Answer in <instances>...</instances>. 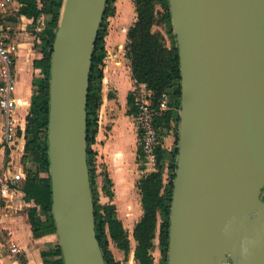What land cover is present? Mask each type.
<instances>
[{
    "label": "water",
    "instance_id": "water-1",
    "mask_svg": "<svg viewBox=\"0 0 264 264\" xmlns=\"http://www.w3.org/2000/svg\"><path fill=\"white\" fill-rule=\"evenodd\" d=\"M107 0H64L47 128L64 264H105L87 161V98ZM180 67L167 264H264V0H168Z\"/></svg>",
    "mask_w": 264,
    "mask_h": 264
},
{
    "label": "trees",
    "instance_id": "trees-1",
    "mask_svg": "<svg viewBox=\"0 0 264 264\" xmlns=\"http://www.w3.org/2000/svg\"><path fill=\"white\" fill-rule=\"evenodd\" d=\"M20 8L18 16L32 20L39 28L37 37L42 58L34 61L40 69V78L34 81L29 113L24 130L25 179L22 183L23 204L34 239L56 234L51 213V185L48 160V116L49 80L52 46L64 0H17ZM136 19L126 33L125 54L129 60L130 77L135 85L144 84L152 92L154 107H157L163 93L168 94V108L154 119L158 129L159 145L155 149L154 169L137 182L140 194L142 216L133 229L136 242L134 259L137 264H153L151 251L153 240L158 233L161 249L160 264H167L169 215L172 198L173 179L178 155V125L181 98L179 56L175 35L172 33L168 0H131ZM116 0H107L103 21L98 31L89 76L87 98V161L94 199L95 230L105 264H121L115 260L110 243L124 254L130 252L128 232L118 218L112 203L98 201L97 176H102V191L111 200L112 183L106 170L96 173V156L93 149L98 132V113L102 105V80L104 59L107 55L105 36L107 18L115 13ZM161 8V12L157 7ZM158 24H165L170 37V45L165 36L154 30ZM127 115L136 116L137 105L130 93L127 97ZM175 130V144L171 149L162 145V140L170 130ZM137 160H142L140 146ZM143 169L142 165H139ZM167 171V173H166ZM165 174L167 178L165 179ZM160 220V222H159ZM44 264H64L59 243L41 253Z\"/></svg>",
    "mask_w": 264,
    "mask_h": 264
},
{
    "label": "crops",
    "instance_id": "crops-1",
    "mask_svg": "<svg viewBox=\"0 0 264 264\" xmlns=\"http://www.w3.org/2000/svg\"><path fill=\"white\" fill-rule=\"evenodd\" d=\"M20 4L17 0H0V30L6 32L11 40L18 45L14 63L15 88L13 98L16 103L14 115L17 125L24 132L26 117L29 113L34 81L40 78V69L34 67V61L42 58L37 34L39 28L31 19L18 16ZM109 53V52H107ZM105 62V61H104ZM114 62V61H113ZM106 63L102 80V105L98 113V132L93 145L100 164L106 167L111 180L113 197H106L103 204L115 205L123 225H136L143 212L140 194L137 189L138 180L151 172L150 169L138 170L137 133L135 124L127 115V97L131 93L133 81L130 70L123 74L114 65ZM111 67V68H110ZM136 86V85H135ZM4 118L0 112V179H7L12 172L22 168L25 172L24 158L25 139H20L17 150L10 148L3 139ZM22 187V186H21ZM16 206L24 207L23 192L17 190L4 200V217L0 222V235L10 237L21 247L20 258L24 264H44L41 257L43 251L58 243L56 234H49L40 239H34L24 213L21 219L15 215ZM25 208V207H24ZM27 222V223H26ZM23 236L26 239L23 240ZM8 260L4 258V264Z\"/></svg>",
    "mask_w": 264,
    "mask_h": 264
},
{
    "label": "built area",
    "instance_id": "built-area-1",
    "mask_svg": "<svg viewBox=\"0 0 264 264\" xmlns=\"http://www.w3.org/2000/svg\"><path fill=\"white\" fill-rule=\"evenodd\" d=\"M17 51L18 45L6 32L0 30V112L4 118V142L13 150L18 149L20 139H25L24 132L19 129L14 117L16 114V103L13 98L16 82L14 63ZM132 95L138 108L135 118L140 133L142 161L148 165H155V149L159 145V135L154 119L159 112L168 108V94L161 95L157 107L153 105L152 92L144 84L137 85ZM22 168L12 172L7 179H0V222L4 217V200L6 201L14 192L21 189L25 179ZM0 248V264H4V258L8 260L7 264H24L20 258L21 247L10 237L0 235Z\"/></svg>",
    "mask_w": 264,
    "mask_h": 264
},
{
    "label": "rangeland",
    "instance_id": "rangeland-1",
    "mask_svg": "<svg viewBox=\"0 0 264 264\" xmlns=\"http://www.w3.org/2000/svg\"><path fill=\"white\" fill-rule=\"evenodd\" d=\"M157 9L159 12H161V8L158 6ZM136 19V13L134 10V5L131 0H116L115 2V13L113 16L107 18V35L105 36V48L106 51L109 52L107 53L105 59H104V68L106 66V63L110 62L118 68V70H121L123 74H127L129 72V60L126 57L125 54V45H126V33L128 28L134 23ZM172 27V26H171ZM154 30L160 31L166 39V44L169 46L170 45V37L166 33L167 32V27L165 24H158L154 27ZM172 30V29H171ZM173 33V31H172ZM114 61V62H113ZM110 67V68H111ZM129 69V70H128ZM130 73V72H129ZM134 85L131 86L132 91L136 88L135 83ZM133 120L131 118H128L130 122L133 121L135 124L136 131H133V135L137 133V149L140 146L139 143V138H140V133L138 130V125L137 121L135 118V115L132 116ZM175 130L172 129L170 130L165 137L162 140V145L166 149H171L174 144H175ZM94 148V146H93ZM138 151V150H136ZM138 170L142 171V174L145 175L146 171L143 169L139 168V165H142L145 167V169H150L153 170L155 165L151 164H146L142 160L138 159ZM106 170V167H104L102 164L99 163L98 158L96 157V173L99 175L101 174L102 171ZM167 173V171H166ZM167 178V174H165V179ZM96 184H97V189H98V201L100 204H103L106 200V195L102 191V176L99 175L96 178ZM16 210V216L18 217V220H20L22 215L24 217L25 213V208L24 207H15ZM117 216L119 218L118 212L116 210ZM20 218V219H19ZM120 219V218H119ZM160 222V220H159ZM27 223V222H26ZM126 231L128 232V239L130 243V252L128 254H124L121 250H119L113 243H110V250L115 258V260L119 261L121 264H137L135 259H134V250L136 246V242L133 238V229L134 225H123ZM26 239V237L23 236V240ZM0 254H1V248H0ZM151 255L153 257V264H160L161 260V249L159 245V239H158V233L156 234V238L153 240V249L151 251ZM1 258V257H0Z\"/></svg>",
    "mask_w": 264,
    "mask_h": 264
}]
</instances>
